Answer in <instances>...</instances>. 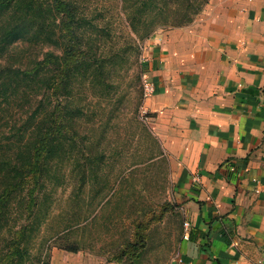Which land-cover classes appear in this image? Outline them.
<instances>
[{"label":"rangeland","instance_id":"1","mask_svg":"<svg viewBox=\"0 0 264 264\" xmlns=\"http://www.w3.org/2000/svg\"><path fill=\"white\" fill-rule=\"evenodd\" d=\"M174 3L22 0L0 8V167L43 152L38 180L26 179L21 193L36 192L34 214L22 195L0 211V264H49L53 250L67 248L101 264H171L178 254L186 226L179 166L143 106L148 47L175 27ZM52 109L60 129L40 152L34 141ZM23 224L26 250L14 254ZM140 239L137 252L125 248Z\"/></svg>","mask_w":264,"mask_h":264},{"label":"crops","instance_id":"2","mask_svg":"<svg viewBox=\"0 0 264 264\" xmlns=\"http://www.w3.org/2000/svg\"><path fill=\"white\" fill-rule=\"evenodd\" d=\"M146 55L143 106L185 195L181 264H264V0H209ZM49 264L101 263L56 249Z\"/></svg>","mask_w":264,"mask_h":264},{"label":"trees","instance_id":"3","mask_svg":"<svg viewBox=\"0 0 264 264\" xmlns=\"http://www.w3.org/2000/svg\"><path fill=\"white\" fill-rule=\"evenodd\" d=\"M22 0H0V8L5 9L10 3L19 5ZM144 2V0H142ZM33 0H29V4H32ZM175 5V13L174 18L170 25L172 26H183L187 25L193 21L196 15L202 11L205 5L209 2V0H174ZM68 21L66 23V29L69 31V34L73 36V42L69 50L70 56H74L78 51V38L77 34L71 28V24L75 21V14L69 12L67 15ZM15 25L13 24L11 28L5 34V42L10 43L14 40L16 33H14ZM61 70H59L56 74L63 77V74H59ZM55 75V74H54ZM55 77V76H54ZM52 113L50 116V124L45 128L44 132L37 136V139L34 141V144L39 145L35 150H42L45 147L51 145V138L56 131L60 129V118L59 116L55 117L54 109H52ZM31 117V116H30ZM29 117V118H30ZM54 130V132H53ZM25 132V129L23 130ZM19 137H24V133L19 135ZM43 153V152H42ZM40 153V154H42ZM40 154L32 155L26 160H22L24 156H20L19 158L12 159L9 157L6 162L2 163V167H0V211L2 208H5L11 199H13L16 195H22V201L24 205V211H28V214H34L35 207L37 205V194L28 192L25 196L22 193V189L25 185V181L28 178H32L37 181L39 174L42 170L43 163L38 162L37 156ZM25 167V169H24ZM1 214V212H0ZM27 229V224H23L16 232V236L12 238L10 248L12 252L15 254H22L24 250V246H22L21 239L25 235V231ZM143 239L136 240L134 242H128L125 246L126 249L130 250L132 253L137 252L140 249V245ZM68 251H76L75 248H67ZM47 264V262H45Z\"/></svg>","mask_w":264,"mask_h":264},{"label":"built area","instance_id":"4","mask_svg":"<svg viewBox=\"0 0 264 264\" xmlns=\"http://www.w3.org/2000/svg\"><path fill=\"white\" fill-rule=\"evenodd\" d=\"M144 94L145 96L149 95L153 91V85L150 81L145 80L143 84ZM174 261H176L177 264L183 263V259L179 254H176V256L173 258Z\"/></svg>","mask_w":264,"mask_h":264}]
</instances>
